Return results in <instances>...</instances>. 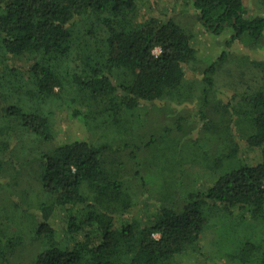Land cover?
<instances>
[{"label":"trees","instance_id":"1","mask_svg":"<svg viewBox=\"0 0 264 264\" xmlns=\"http://www.w3.org/2000/svg\"><path fill=\"white\" fill-rule=\"evenodd\" d=\"M147 1L0 0V264H172L200 249L210 205L263 225L229 259L264 264V61L254 64L256 88L223 108L227 145L213 168L229 167L183 198L151 202L145 178L153 175L142 154L158 153L163 134L185 133L196 118L153 130L139 124L137 110L158 100L190 102L196 89L186 68L200 48L171 15L139 23ZM177 4L193 6L216 35L232 29L226 50L201 71L196 115L203 120L229 48L257 46L264 16L250 14L243 0ZM64 108L89 137L58 143L56 111ZM140 204L146 211L136 214Z\"/></svg>","mask_w":264,"mask_h":264},{"label":"rangeland","instance_id":"2","mask_svg":"<svg viewBox=\"0 0 264 264\" xmlns=\"http://www.w3.org/2000/svg\"><path fill=\"white\" fill-rule=\"evenodd\" d=\"M243 1L250 14L264 16V0ZM179 8L177 0H148L141 10L140 18L137 19L140 23L151 16L163 19L171 15L177 23L193 31L195 42L200 48L198 61L186 68V79L190 85L194 83L193 87L196 89V96L190 102L179 104L158 100L144 103L137 110V114L140 115L139 124L142 125L144 122L153 130L161 129L171 123L175 124L179 117L196 118L193 127L187 128L185 133L174 130L171 134H163L158 153L147 150L142 154L143 166L150 171L147 174L153 175L151 178L148 175L145 178L150 182V192L147 195L151 202H156L158 199L169 202L177 194L178 197L183 198L194 190L197 182L211 184L217 175L222 174L229 167L230 164L224 163V166L228 165L222 166L221 169L213 168L214 158L222 152L226 144L229 115L223 108L229 102L237 106L240 94L256 88L259 71L254 64L264 61V36L257 46H247L242 43L232 45L229 48L228 58L216 75V84L207 107V117L197 120L196 113L201 108L200 90L203 85L200 78L201 71L226 50L225 44L232 35V29L227 28L220 35H216L205 28L198 18V11L193 6L184 10ZM160 52V48L155 50L157 55ZM55 128L58 132V143L89 137L84 123L73 118L68 108L56 111ZM238 129L239 125L236 122L233 130H236V140L240 142L242 139L238 138ZM250 158L254 162L260 160L256 152L252 153ZM157 174L160 178L152 179ZM174 177H181V183L172 181ZM170 181L172 183L166 185ZM132 185V189L137 190L141 199L143 190L140 192L136 184ZM220 208L210 205L207 209L210 224L202 235L200 249L174 258L172 264H232L229 255L234 253L246 238L261 232L263 225L259 221L241 218L240 213L227 216ZM135 210L136 214L143 213L146 211V205L140 204ZM38 247L39 244L36 243L32 250L37 251Z\"/></svg>","mask_w":264,"mask_h":264}]
</instances>
